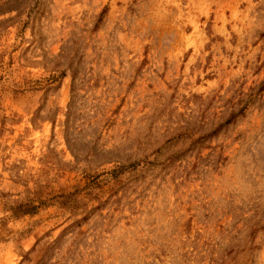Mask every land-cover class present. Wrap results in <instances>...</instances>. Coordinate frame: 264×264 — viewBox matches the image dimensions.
<instances>
[{
	"label": "rangeland",
	"instance_id": "374dc122",
	"mask_svg": "<svg viewBox=\"0 0 264 264\" xmlns=\"http://www.w3.org/2000/svg\"><path fill=\"white\" fill-rule=\"evenodd\" d=\"M263 82L264 0H0V264H264Z\"/></svg>",
	"mask_w": 264,
	"mask_h": 264
},
{
	"label": "trees",
	"instance_id": "16d2710c",
	"mask_svg": "<svg viewBox=\"0 0 264 264\" xmlns=\"http://www.w3.org/2000/svg\"><path fill=\"white\" fill-rule=\"evenodd\" d=\"M62 75V74H61ZM258 91H264V82L261 84V86H260V88L258 89ZM121 171L122 169L121 168H119V169H115V170H113L112 172H111V176H113V179H116L117 178V176H118V174H116L118 171Z\"/></svg>",
	"mask_w": 264,
	"mask_h": 264
}]
</instances>
